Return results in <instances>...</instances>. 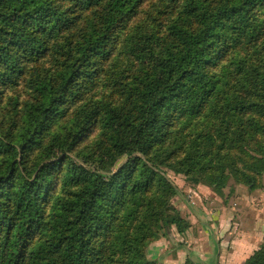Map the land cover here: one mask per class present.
Segmentation results:
<instances>
[{"label": "trees", "instance_id": "16d2710c", "mask_svg": "<svg viewBox=\"0 0 264 264\" xmlns=\"http://www.w3.org/2000/svg\"><path fill=\"white\" fill-rule=\"evenodd\" d=\"M167 1L179 6L167 35L137 30L133 42L126 41L140 69L131 83L110 85L118 100L90 101L89 112L76 106L77 112L66 116L65 101L78 103L93 65L108 57L114 33L141 0H105L98 19L88 17L80 29L53 0H0V84L16 86L26 66L51 48L60 47L63 54L53 74L39 73L18 128L0 136V264H89L101 248L95 238L111 226L114 210L126 213V223L142 216L148 224L152 205L144 202L154 188L163 229L175 224L183 233L188 224L161 202L175 190L161 168L198 176L202 169H216L202 180L217 189L230 177L250 190L258 188L264 160L245 161L240 169V157L225 146L237 150L256 144L255 152L264 151V0ZM222 44L226 50L219 54L231 53L215 70L223 60L214 59ZM173 109L179 110L177 115ZM177 116L188 122L208 118L209 129L186 147L183 141L164 145L170 118ZM95 117L102 124L96 145L109 144L102 148L100 163L90 170L67 156L64 180L72 191L53 200V168L62 163L54 160L75 148ZM44 134L51 136L48 146L27 167L30 163L19 157L41 148ZM202 141L207 143L202 146ZM184 148V158L172 157L174 150ZM81 158L86 163L89 154ZM121 159L119 169L112 171ZM48 197L49 213L44 204ZM141 240L118 233L105 245L110 258L121 254L124 264H146ZM246 264H264V246Z\"/></svg>", "mask_w": 264, "mask_h": 264}, {"label": "rangeland", "instance_id": "374dc122", "mask_svg": "<svg viewBox=\"0 0 264 264\" xmlns=\"http://www.w3.org/2000/svg\"><path fill=\"white\" fill-rule=\"evenodd\" d=\"M80 0H53L56 6H59L63 11H67L69 16L73 19V23H76V27L80 29L86 24V20L90 16H100V10L105 0H99L93 2L90 6L86 4H78ZM172 2L167 0H141L138 4L136 12L131 18L121 26L113 35L112 41L109 45L110 53L108 57L93 65L95 69L93 74L88 77L86 83L81 87L80 97L76 99L78 103L73 105V100L68 103V99L62 106V109H66V116L74 115L77 112L76 106H83L84 110L89 112L90 101L97 102L101 100L103 102H114L118 100V95L111 88V84L114 86L117 82L131 83L136 77L139 76V65L131 57L128 49L126 48V41L131 43L134 32L140 30L142 33L153 32L161 36L168 34L170 19H173L175 12H177L179 6L172 5ZM72 23V24H73ZM70 29H73V25H70ZM75 29V28H74ZM72 32H74L72 30ZM56 43V42H55ZM222 45L216 47V63L221 59L219 65L214 69H220L221 65L226 62L231 52H228L225 57L224 54H219ZM60 47L51 48L44 57L37 63H31L26 66L21 77L16 79L18 84L16 86L7 87L5 84H0V136L9 134L15 131L21 124L22 117L25 113V104L32 100L35 90V83L38 81L39 73L41 76L47 74H53L58 69L59 64L62 62L61 56L63 55L58 49ZM226 48H222V51ZM60 59L58 62L57 59ZM93 93H96L93 96ZM95 111V110H94ZM179 110L173 109L172 115H177ZM205 118L201 122L190 121L185 118L177 116L169 121V128H167L166 137H162V144L166 143L176 144L184 142L186 147L190 141L192 143L195 138L205 134V129H209V120ZM172 121V122H171ZM58 125V124H57ZM59 125H64L59 123ZM102 124L99 117H95L90 125L86 128L84 136L76 144L75 148L68 152L67 155L59 154L58 159H62V163L53 168V178L50 183V197L55 200L59 197H67L71 193L69 185L65 182V163L66 157L73 159L80 166L93 170L95 165H98L100 155L103 154V147L108 146L106 144L103 147H98L96 142L101 140ZM51 140V136L44 134V141L41 148L31 150L22 154L19 157V161H27L30 163L27 167L31 166L38 156H40L43 147H47ZM207 142L202 141L201 145L204 146ZM211 147V144H209ZM256 144L243 149L233 150L229 144L225 146V150L234 157L237 155L240 158L238 167L245 169L244 162L251 161L253 159H263L264 151L257 153ZM187 148L174 150V156L185 157ZM84 153L89 154L88 162H84L81 158ZM78 155H81L78 157ZM146 160L145 157L139 156ZM124 162L123 159L119 160L116 165L111 169L116 171ZM165 175L169 183L174 187V193L165 194L164 199L161 200L177 211L183 220L188 224V228L184 229L183 233H180L177 225H166L163 229L161 217L157 219L160 207L159 205V192L154 188L148 193V198L144 202L145 204L152 205L153 218H151L148 224L142 216H138L137 221L134 223H126L127 215L124 212L116 213L112 212L111 226L106 233L101 237L95 238V245L100 249L95 251V257H91L89 264H103L102 261H106L104 264H124L126 260L125 255L117 254V258H110L107 246L105 243H112L115 236L120 233L126 235L127 239H131L134 236H140L143 240L140 241L142 247L143 261L146 264H166L164 252L167 247L172 246H190L191 239L188 238V232L195 229L205 228L202 221L196 217L195 213H198L202 217H205V222L208 223V231H218L216 227H212L216 220L213 218L216 215V206L222 209L230 210L227 215L222 211L221 215L227 221L224 231L222 232V247L228 251L231 250V238L235 239L241 230H251L256 233L257 238L253 248L257 247L256 251L264 246V174L257 180L259 186L255 190H250L249 187L237 183L234 178L230 177L226 182V185L220 189H217L215 185L210 184L208 181L202 180V177L212 174L216 169H202L200 176L198 172L191 175L176 174L171 170H164ZM48 197L45 201V207L47 213L52 204V199ZM219 199V200H216ZM216 203L218 205H216ZM154 204V205H153ZM156 205V206H155ZM225 214L227 216H225ZM172 217L173 215L170 214ZM37 235V233H36ZM172 240V243L170 242ZM171 243V244H170ZM102 249V250H101ZM255 251V252H256ZM254 252V253H255ZM253 253V254H254ZM252 254V255H253ZM251 255V256H252Z\"/></svg>", "mask_w": 264, "mask_h": 264}, {"label": "crops", "instance_id": "0c3cea01", "mask_svg": "<svg viewBox=\"0 0 264 264\" xmlns=\"http://www.w3.org/2000/svg\"><path fill=\"white\" fill-rule=\"evenodd\" d=\"M216 200H219L216 198ZM216 205H218L216 203ZM226 210V211H224ZM224 211L227 215L230 210L222 209L216 206V215L213 217L216 223L212 227H216L218 231H208V223H206L205 215L202 217L198 213V217L205 228L193 229L188 232V238L191 239L190 246H172L170 239V247L164 252L166 264H246V261L256 251L257 247L253 248L257 235L251 230H241L235 239L231 238V250L228 251L222 247V232L225 229L227 221L221 215ZM225 214V216H227Z\"/></svg>", "mask_w": 264, "mask_h": 264}]
</instances>
